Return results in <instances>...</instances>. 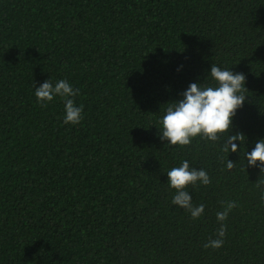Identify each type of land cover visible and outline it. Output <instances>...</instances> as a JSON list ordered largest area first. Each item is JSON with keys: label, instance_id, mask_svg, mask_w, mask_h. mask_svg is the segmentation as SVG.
<instances>
[{"label": "trees", "instance_id": "obj_1", "mask_svg": "<svg viewBox=\"0 0 264 264\" xmlns=\"http://www.w3.org/2000/svg\"><path fill=\"white\" fill-rule=\"evenodd\" d=\"M212 64L246 78L230 132L167 145V107L217 86ZM48 79L79 89L78 124L37 101ZM260 139L264 0H0V264H264V173L245 155ZM184 160L211 180L185 189L197 219L172 204ZM222 201L224 244L205 249Z\"/></svg>", "mask_w": 264, "mask_h": 264}, {"label": "clouds", "instance_id": "obj_2", "mask_svg": "<svg viewBox=\"0 0 264 264\" xmlns=\"http://www.w3.org/2000/svg\"><path fill=\"white\" fill-rule=\"evenodd\" d=\"M210 75L217 86L201 88L198 83H191L181 94L183 98L167 107L166 114L159 122L162 125L159 129V137L167 141V145L183 147L189 145L197 136L215 142L220 140L223 134L230 132L233 117L246 99L244 93L248 89L245 87V75L222 70L215 64L211 66ZM77 95L79 89H73L64 79L57 81L55 85L48 79L35 88V97L42 107H46L47 102H51L55 96L64 100V124H78L83 118L82 106L77 107L71 98ZM236 140L244 142V134L227 135L221 150L225 153L236 152L238 150L237 144L234 143ZM245 155L248 165L259 167L264 173V139L256 142L252 151L246 152ZM234 166L233 161L227 160V169L231 170ZM167 176L169 187L175 189L172 204L190 212L193 219L199 218L204 212V205L194 207L191 202L192 197L185 189L190 184L196 186L197 182L203 185L210 184L208 173L204 169H190L189 162L184 160L179 167H173L168 171ZM262 184L264 180H259L256 186L259 188ZM261 200L264 201V191ZM221 203L225 207L216 214L220 222V227L217 229L218 238L210 239L205 243L203 245L205 249L210 247L219 249L224 244L226 225L223 222L237 205L234 201Z\"/></svg>", "mask_w": 264, "mask_h": 264}]
</instances>
